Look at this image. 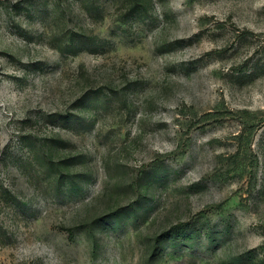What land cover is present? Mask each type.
Masks as SVG:
<instances>
[{
    "label": "rangeland",
    "instance_id": "rangeland-1",
    "mask_svg": "<svg viewBox=\"0 0 264 264\" xmlns=\"http://www.w3.org/2000/svg\"><path fill=\"white\" fill-rule=\"evenodd\" d=\"M0 264H264V0H0Z\"/></svg>",
    "mask_w": 264,
    "mask_h": 264
}]
</instances>
